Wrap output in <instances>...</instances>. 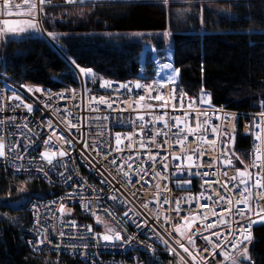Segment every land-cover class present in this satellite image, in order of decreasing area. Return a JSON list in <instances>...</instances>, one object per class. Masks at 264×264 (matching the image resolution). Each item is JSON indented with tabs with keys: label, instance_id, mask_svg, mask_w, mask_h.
<instances>
[{
	"label": "built area",
	"instance_id": "obj_1",
	"mask_svg": "<svg viewBox=\"0 0 264 264\" xmlns=\"http://www.w3.org/2000/svg\"><path fill=\"white\" fill-rule=\"evenodd\" d=\"M76 1L51 0V3L44 6L74 5ZM17 2L23 4V0H17ZM35 17L39 26H41L39 11L35 13ZM11 19L26 18L15 16ZM75 73L77 74L78 70L75 69ZM77 79L78 88L64 87L52 91L37 85H19L0 75V121H4V123H0V137L3 138V143L6 145V157H0V172L14 177L39 178L58 192L57 196L51 199L34 201L27 206V211L30 214L29 229L32 235L29 240L32 243L27 242L30 250L33 252L47 251L67 254L87 264H161L159 253L164 252L173 257L179 264H193L192 258L176 243V240H180L186 247L191 248L187 239H181L180 235L174 231V225L179 223L181 224V230L186 234L189 232L195 233L193 239L196 240L197 248L193 251V255L196 256L197 264H206V261H211V264H218V261H223V257L216 254L220 250L213 249L211 245H208V247L210 252L213 253L212 255L209 252H202L203 247L206 245V241L202 237L205 235L211 236V231L227 232V227L225 224H220L219 227L211 231L201 232L200 220L203 217H208V220H204L205 225L211 220H216L217 217L213 215L214 211L223 215L226 221L232 219L226 212L222 211L221 207L214 204L218 197L214 196L213 193L219 192L225 196V200L221 202L223 208L229 207V199L233 201L239 199V195L234 190L226 191L222 185L227 184L228 188L232 189L233 182L229 177L236 174V169H240L236 167L237 156L235 153L236 136L238 134L249 138L251 164L258 154L264 155V143L257 138L261 134L260 128L256 127L260 123L258 116L260 112L241 114L228 110L222 105L215 106L210 103L207 95L204 96V99L209 102L200 103L201 94L198 97H190L176 81L166 80L162 74L160 76L156 74L152 79L144 78L141 68L137 80L141 84L152 85L154 89L151 93L152 96L160 93L169 98V94L175 90L177 97L183 95V109H181L179 99L170 100L166 109L160 107L162 101H155L154 99L145 101L146 104L152 105L151 108L137 107L138 97L147 95L145 88L136 89L134 87L137 80L131 82V91L127 89L117 91L121 83L130 82L102 79L95 75V82H92V79L90 80V87H87L89 92L85 94L82 88L83 78L79 77ZM104 80L111 81L112 86L102 88L100 84ZM37 87L45 89L46 92L31 93L26 90L27 88L34 89ZM72 90H75V92L73 93ZM14 93L22 98L23 104L20 101L8 99ZM58 93H64L66 98L61 99L58 95H54ZM49 94H53L51 100L48 99ZM92 97H96V100L92 101ZM100 97H104L108 103L112 101H115V103H112V107L109 108L107 103L100 104L98 102ZM190 101L192 102L191 108H189ZM17 104H20L19 108L16 107ZM24 104H31L33 111L29 112ZM48 104H51V107H46ZM172 105H175V110H173ZM56 108L61 110L59 115L54 111ZM93 109H98V111ZM120 109H124V111H120ZM165 111L172 118L168 121L171 130L169 131V128H166L163 122H154L155 129L160 130L162 134L156 137L160 147L152 145L151 151L153 153L159 151L160 156H168L169 163L173 166L184 164L185 167L189 162L172 160L170 156V153L180 154L181 149L174 135L177 128L172 125H174L175 118H180L186 121L188 126L195 127L197 123L196 114L203 111L207 112V116H201L200 120L201 122L205 119L209 121L208 125L202 124V127L208 129L207 139L216 141V149H210L207 144L202 145L205 155L199 158L194 157L193 163L210 162L213 161V157H219V159L214 161L213 167H207L205 163L204 167L192 168L191 171L193 173L208 172L209 176H188L187 168L184 172H177L175 167H172L168 173H165L169 176V179L160 180L153 178L150 174L145 177L149 181L148 184L142 185V182H135L137 177L134 170L137 166L147 167L151 162L146 159V149H140L139 147V128L134 127L132 121H136L137 116L143 115L145 121H150L149 129H152V115H164ZM185 111L189 113L187 118L184 115ZM217 115L221 118L217 119ZM97 117H100V119H97ZM103 117H108V119H103ZM49 120L52 122L51 128L48 127ZM69 121L78 125V127L69 129ZM137 123L143 122L137 121ZM25 124H27V127H24ZM213 125H219L222 129L226 128L229 132H232V126H235L234 133H232L234 140L228 144V147L235 153L233 166L226 167L220 162L224 159L222 153L226 151L222 142H227V138L222 135L219 137L214 136L211 132V126ZM53 131L57 135H63L68 139L75 138L72 148H68L67 144L63 145L69 151V155L63 158V164L66 167L48 165L47 161L41 156V153L46 151L48 147L56 150L62 144V141L57 140L54 136L51 144L45 146L44 140ZM164 132H167L168 135H163ZM117 133H120L122 137L131 135L135 145L134 149H127L126 145L129 141L123 139L122 144L119 146L121 151H113L112 155L105 160L104 156L108 153L109 148L115 149L117 147ZM147 136L148 139H151V131L147 133ZM183 136H187L185 147L196 146L192 135H188L185 131L182 133L181 138ZM82 138H86L89 144L93 142L102 144L103 147L97 149L99 155L97 151H85L82 144L76 143ZM14 145L16 146L14 150L9 152L8 147ZM26 145L28 147L25 150ZM81 151H84V155L91 161L90 165L81 157ZM130 151L133 160L128 162L133 164V169H128L123 162V158H127ZM138 153L141 156L140 160L135 159ZM56 159L60 158L57 156ZM112 159L117 160L116 166L109 164ZM42 167L47 171V176L43 171H38ZM119 167H123L125 171L129 172L133 179L129 181L120 174L118 172ZM157 170L163 171L162 165L158 164ZM248 170L253 173V178H255V174L259 169L250 166ZM61 172L65 173L63 177L60 175ZM172 173H175V175ZM69 175L72 176V179L66 183V178ZM103 179H107L109 183L101 184L100 181ZM182 179H190L191 183L181 186ZM204 180L217 181V183H212L211 188L205 191L201 188ZM78 183L83 184L84 187H78ZM157 183L168 186L169 192L167 195L170 203H163L162 200L159 205L155 203L156 195L154 194L157 192L155 188ZM236 183H239V178H237ZM202 191H204L205 198L200 199L198 203L206 205V207L200 208L196 198L200 196ZM70 193H75V195L69 197ZM133 193H136L135 197H133ZM110 195L126 200L127 203L125 205H114L113 201L108 198ZM210 195L213 196L212 200L207 199ZM177 201L180 202L181 209L179 216L175 211H170V209H176ZM142 202H150L148 208H144ZM61 203L64 204L63 214L58 210ZM33 205L39 207V223H37V217L34 215L36 209L33 208ZM83 205H87L88 210H85ZM234 207L239 208L243 205L234 204ZM252 207L255 209L256 205L253 204ZM105 209H109L112 214L110 215ZM129 209L132 210L129 213L132 220L137 222L146 221L151 228H155L156 233L168 240V243L179 255H170L165 244L148 228L138 229L132 220L125 224L126 218L123 213ZM192 214H198L197 219L192 221L193 226L188 229L185 226L186 222L183 217L187 216L191 220ZM166 218H169V223L165 222ZM238 219L240 218L235 217L233 223L234 220ZM252 219L257 222L248 230L251 234L254 227L264 224V221H260L258 217L253 216ZM73 221L75 226L72 225ZM89 225L93 226L92 232L87 230ZM106 226H112L116 231H120L122 236H133L134 239L131 243L124 244L120 241L110 243L102 239L92 238L96 233L106 234ZM61 232L64 233L63 236L60 235ZM169 232L171 235H169ZM45 236L48 237V241L40 243L39 240ZM211 239L214 242L216 241L215 236H211ZM149 245L154 251L148 250L147 246ZM223 250L230 253L234 251L230 245ZM197 253H202L205 259H201V256ZM223 264H227V261H224Z\"/></svg>",
	"mask_w": 264,
	"mask_h": 264
},
{
	"label": "trees",
	"instance_id": "obj_2",
	"mask_svg": "<svg viewBox=\"0 0 264 264\" xmlns=\"http://www.w3.org/2000/svg\"><path fill=\"white\" fill-rule=\"evenodd\" d=\"M213 2L232 9L236 17L204 9L205 32L171 34L175 81L190 97L203 90L212 105L241 114L258 113L264 102V0ZM40 21L46 35L64 37L51 39L54 46L41 36L0 40V75L16 84L52 91L78 88L76 65L93 69L98 78L135 82L140 63L142 76L152 79L165 61V42H150L159 49L150 60L141 41L117 39L102 45L93 41L105 33L164 31L167 10L154 3L77 0L74 5L44 6ZM235 153L236 167L250 168L249 138L236 136ZM57 194L39 178L0 172V264H87L67 254L33 252L27 246L32 236L27 206ZM248 246L252 260L246 264H264V224L253 228ZM159 257L162 264H179L164 252Z\"/></svg>",
	"mask_w": 264,
	"mask_h": 264
},
{
	"label": "snow or ice",
	"instance_id": "obj_3",
	"mask_svg": "<svg viewBox=\"0 0 264 264\" xmlns=\"http://www.w3.org/2000/svg\"><path fill=\"white\" fill-rule=\"evenodd\" d=\"M66 2H71V0H66ZM51 3V0H23V4L17 2V0H0V25H3L6 27L7 32L14 33V34H22V33H27L29 29L32 30H38L39 29V24L36 21L35 13L37 11L39 12H44V5ZM162 3L165 7L169 5V0H162ZM15 15L16 17H21V16H27L28 19H15L12 20L11 18ZM203 22V21H202ZM165 38L170 36V33L165 31L162 34ZM48 36L52 40H57L58 41V36L59 34L57 33H48ZM153 53H157L159 49L156 47H153L151 49ZM72 64H75V60L71 61ZM163 68H172L171 64L165 63L162 65ZM76 68L78 69L77 78L83 77L84 82H82V88L85 94L89 92V89L87 88V81L89 79H92V82H95V73L93 69L91 68H84L80 67L79 65H76ZM100 86L102 88L106 87H111L112 82L111 81H101ZM24 87V86H22ZM134 87L136 89H141L145 88L147 90V95H141L138 97L136 104L137 107H145V108H151V104H146V100H155V101H162L163 103L160 105L162 108H167L169 106L170 100H180V106L181 109H183L184 104H183V95L180 97H177L175 95V90H173L169 94V98H166L163 94L157 93L155 96H152V91L154 90L152 85H146V84H141L139 80H137L134 83ZM119 89H127L128 91L132 90V84L130 83H121L119 85ZM28 92L31 93H44L46 92L45 89L42 88H27L26 89ZM73 93L75 90H72ZM53 94H49L48 99L51 100ZM58 95L61 99L66 98L64 93H58L54 94ZM207 95L201 90V99L200 103H208L209 101H206L204 99V96ZM9 100H16L20 101L21 104L24 103L22 98L18 95L15 94L12 97L8 98ZM96 97H92V101H95ZM100 104H106L109 108L112 107V103H115V101H112L111 103H108L104 97H100L99 101ZM17 108L20 107V104L16 105ZM24 107L27 108L29 112L33 111V106L31 104H24ZM46 107H51V104L46 105ZM131 107V105H129ZM192 107V102H189V108ZM173 110H175V105H172ZM261 108L262 111L258 113L260 123L256 125V127L260 128V135H258V139L261 140L262 143H264V102L261 103ZM94 111H98V109H93ZM54 111L59 115L60 109L56 108ZM120 111H124V109H120ZM185 118L188 117L189 113L185 111L184 113ZM201 116H207V112H198L196 114V126L191 127L186 124V121L181 120L180 118H175L174 121V127L177 128V131L174 133V135L177 138V143L181 146L180 149V154H175V153H170L171 159L172 160H183L187 161L186 167L184 164H176L175 166L171 165L169 163V157L168 156H160L159 151L153 153L151 151V146L156 145L157 147H160L158 144V141L156 139L157 136L161 135V131L155 129V123L154 122H163L166 128H169V131L171 130V127L169 125V119H172L169 117V114L167 111L164 112V115H152V129H149V123L150 121H145V118L143 115L137 116L136 121H132L134 127L139 128V135H140V149H146V159L150 161L151 163L147 167H140L139 165L137 168L134 170L135 175L137 177L136 183H141L143 184H148L149 181L145 179L146 176H149L150 174L153 176V178H158L160 180H166L169 179L168 175H165V173H168L172 167H175L177 172H184L187 168L188 171V176H193V175H200L203 177H207L210 174L208 172H195L193 173L191 171L192 168H202L205 166L207 167H213L214 166V161L218 160L219 157H213V161L210 162H204L201 164H195L193 163L194 157L199 158L203 157L205 155V150L203 149L202 145L207 144L210 149L215 150L216 149V141L211 140L209 141L207 139V127H202L203 125H208L209 121L205 119L204 121L201 122L200 117ZM167 117V119H166ZM217 119H220L221 117L217 115ZM11 119V118H10ZM97 119H100V117H97ZM103 119H108V117H103ZM232 119V118H229ZM137 121H142L143 123H137ZM0 123H4V121H0ZM183 125V127H182ZM19 127V125H17ZM24 127H27V124L24 125ZM48 127H52V122L49 120L48 121ZM68 127L69 129L71 128H76L78 125L71 123V121L68 122ZM235 126H232V132H229L226 128L222 129L219 125H213L211 126V132L214 136H224L227 138V142H222L226 151L222 153L224 156V159L220 161L223 163L226 167L233 166V158L235 157V153L232 151L231 148L228 147V144L232 143L234 140V136L232 133H234ZM151 131V139H148L147 133ZM187 132L188 135H192L194 137V142H195V147H185V141L187 140V136H183L181 138L182 133ZM163 135L167 136L168 133L164 132ZM56 137L57 140L62 141V144L59 148L56 150H53L52 148L48 147L46 151L41 153V156L44 160L47 161L48 165H51L53 167L57 166H64L66 165L63 164V158L65 156L69 155V151L63 147L64 144L68 145V148H72L73 146V139H68L63 135H57L55 131H53L48 138L44 140L45 146H48L52 142V138ZM123 139H128L129 143L126 145L127 149L133 150L134 149V141L133 137L131 135L127 137H122L120 133L116 134V145L117 147L115 149L109 148L108 153L104 156V159L107 160L109 156L112 155L113 151H121L120 145L123 142ZM78 144H82L83 148L85 151H97L98 148L103 147L102 144H98L93 142L92 144H89L86 138H82L81 140L76 141ZM167 143V141H165ZM16 146L8 147V151H13ZM27 145L25 146V150L27 149ZM6 145L3 143V138L0 137V157H6V152H5ZM97 154L99 155V152L97 151ZM81 157L90 165L91 161L88 160V157L84 155V151H81L80 153ZM57 156L60 159H56ZM18 158H23V157H18ZM238 158V157H237ZM136 160H140L141 156L139 153L135 157ZM55 160V163H54ZM133 156L131 154V151L129 152V155L127 158H123V162L127 165L128 169H133V164L129 163L128 161H132ZM109 164L116 166L117 165V160L112 159L109 161ZM162 165L163 171H158L157 170V165ZM252 167H257L259 170L255 174V178H253V173L248 170L246 167L244 170L236 169V174L229 177V179L233 182V188L229 189L227 184L222 185V187L225 188L226 191H235L239 195V199H236L233 201L232 199L228 200V208H223L221 202L225 200V196L221 195L219 192H214L213 195L218 197L214 201V204L218 207L222 208L223 212H226L228 216L232 219L226 221L225 217L223 215L217 214L215 211L213 212V215L217 217L216 220H211L208 224H204V220H208V217H203L200 220V230L201 232L203 231H211L214 228L219 227L220 224H225L227 227V232H216V231H211V236L216 237V241L214 242L211 239V236H203L202 238L206 241V245L203 247L202 252H209L210 255L213 253L210 252V249L208 245H211L213 249H219L220 251L216 253L219 256L223 257V261H218V264H223L224 261H227L228 264H246V262H251L252 257L249 252V242L252 241V234L249 229L252 228L253 224H255L257 221L253 220L252 217H258L260 221H264V155L258 154L255 159L252 161L251 164ZM38 171H43L45 175L47 176V171L42 167L38 169ZM118 172L122 174L125 178H127L129 181H131L133 178L132 176L129 175V172L125 171L123 167L118 168ZM175 175V173H172ZM60 175L63 177L65 175L64 172H61ZM102 175V173H101ZM227 175V173H225ZM115 178V177H114ZM237 178H239V183L237 184ZM72 176L69 175L66 178V183L68 180H71ZM254 179V182H253ZM101 184L109 183L107 179H103L100 181ZM191 183L190 179H182L181 181V186L183 185H188ZM212 183H217V181H209V180H204L203 184L201 185V188L207 191L208 189L211 188ZM80 188H83V184L77 185ZM155 188L157 189V192L154 194L156 195V200L155 203L158 205L161 203V200L163 203H170L168 199L167 193L169 192L168 186L166 184L161 185L157 183L155 185ZM258 190V191H257ZM75 195V193H70L69 197ZM133 197L136 196V193L132 194ZM110 200L113 201L114 205H125L127 203L126 200H121L119 197L115 195H110L108 197ZM204 191L201 192L200 196L196 198L198 207L203 208L206 207V205H201L199 204L200 199H204ZM213 196H208L207 199L212 200ZM83 199V197H81ZM191 202V201H189ZM150 202H142V206L144 208H148ZM235 205H243V207H234ZM255 204L256 207L255 209L252 207V205ZM47 207V206H45ZM85 210H88L87 205H83ZM33 208L36 209L34 212V215L37 217V223H39V207L37 205H33ZM61 214L64 212V204L59 205L58 209ZM105 211L109 212L111 215V211L109 209H105ZM132 210L129 209L128 211L123 213V216L126 218L125 219V224L129 220H132V217L129 215V213ZM170 211H175L177 213V216L180 214V202L177 201V207L174 210ZM95 213L93 212V215ZM139 215V214H137ZM198 214H192L191 215V220H189V217H183V220L186 222L185 226L188 229H191L193 224L192 221H195L197 219ZM235 217H239L240 219L234 220ZM219 223H218V222ZM132 222L136 225L138 229L141 228H148L149 231L153 232L154 235L157 236L158 239L161 240L162 243L165 244L166 248L168 249V252L170 255H179L176 253V250L171 247V245L168 243V240H165L163 237H161L158 233H156L155 228H151L149 224L146 221H140L137 222L135 220H132ZM166 223H169L170 220L169 218H166L165 220ZM72 225L75 226V222H72ZM87 230L89 232L93 231V226L89 225L87 227ZM174 231L180 235L181 239H187L188 244L191 246V248L186 247L183 243H181L180 240H176V243L179 245L180 248L183 249L185 253L188 254L189 257L192 258L193 264H197L196 261V256L193 255V251L197 248V243L196 240L193 239V236L195 233L189 232L185 233L181 230V224L177 223L174 225ZM107 234H99L96 233L92 237L93 239H102L105 242H115V241H120L124 244H129L131 241L134 239L133 236H122L120 231H115L114 229H106ZM247 233V234H246ZM61 236L64 235V233H60ZM169 235L171 233L169 232ZM45 241H48V237L45 236L43 239L39 240L40 243H44ZM223 241V243H221ZM50 242V241H49ZM29 243H32V241H29ZM230 245L231 249L234 250L233 252H225L223 249L225 247H228ZM59 247V246H57ZM148 250L154 251V249L151 248V246H147ZM198 255L201 256V259H205L202 255V253H197ZM206 264H211V261H206Z\"/></svg>",
	"mask_w": 264,
	"mask_h": 264
},
{
	"label": "rangeland",
	"instance_id": "obj_4",
	"mask_svg": "<svg viewBox=\"0 0 264 264\" xmlns=\"http://www.w3.org/2000/svg\"><path fill=\"white\" fill-rule=\"evenodd\" d=\"M109 1L121 2V3L148 2V3H154L157 5H160L167 10L168 24H167V28L164 31L142 32V33H121V34L105 33V34L98 35V38L93 39V41L98 43V45H102L106 42L115 43L117 39H120V40L124 39L126 41H141L143 42V45H144L142 52L149 53L150 60H154V55H153V52L151 51L152 47H151L150 42L152 41L165 42V51H166L165 61H163L161 64L158 65L156 74H158L159 76L160 74H162L164 79L170 80V81H175L176 74H177V72L175 71L172 65V50H171V40H170L171 34L174 31L199 32V33L205 32L206 28L202 22L204 9H207L209 11H212L216 14H219V15H222L228 18L236 17V14L232 11V9L222 6L221 4L214 3L213 2L214 0H169V5L167 7L163 5L162 0H109ZM54 6H59V5H54ZM54 6H50V7H54ZM13 17H15V15H13ZM23 17L28 19L27 16H23ZM40 25L41 26H39L38 30L29 29L27 33H22V34H14V33L7 32V30H5V27L3 25H0V27L2 28V31L4 32V33L0 32V40H4L5 38H8V37L22 39V38H37L41 36L45 38L52 46H54L51 38L45 34L42 28L41 21H40ZM165 31L170 33V36L167 38H165L162 35ZM58 37H64V35H59ZM165 63L171 64L172 68H163L162 65ZM140 68L142 71L143 70L142 63H140ZM90 80L91 79H89L87 82H90ZM261 103L262 102H260L259 104L260 106H261ZM244 167L246 168V166ZM106 227H107L106 229H114L112 226H106ZM105 233L107 234L106 230H105Z\"/></svg>",
	"mask_w": 264,
	"mask_h": 264
}]
</instances>
